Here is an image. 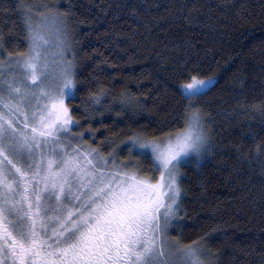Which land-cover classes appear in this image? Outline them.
<instances>
[{
  "label": "trees",
  "instance_id": "1",
  "mask_svg": "<svg viewBox=\"0 0 264 264\" xmlns=\"http://www.w3.org/2000/svg\"><path fill=\"white\" fill-rule=\"evenodd\" d=\"M27 9L64 20L72 147L144 175L151 163L126 142L181 130L182 84L216 80L195 101L211 150L182 166L170 238L199 241L205 264H264V0H0V64L28 51Z\"/></svg>",
  "mask_w": 264,
  "mask_h": 264
},
{
  "label": "snow or ice",
  "instance_id": "2",
  "mask_svg": "<svg viewBox=\"0 0 264 264\" xmlns=\"http://www.w3.org/2000/svg\"><path fill=\"white\" fill-rule=\"evenodd\" d=\"M44 20L38 30L31 9L24 12L29 54L9 61L23 87L14 77L5 90L0 66V253L12 264H205L199 241L182 247L167 230L179 208L178 169L207 145L195 101L211 80L192 75L182 84L190 103L181 130L153 138L133 134L126 142L129 155L151 163L153 176L144 177L138 164L72 147L71 127L78 122L65 101L76 98V84L64 20ZM33 101V126L24 131L29 116L21 129L20 107L31 110Z\"/></svg>",
  "mask_w": 264,
  "mask_h": 264
},
{
  "label": "rangeland",
  "instance_id": "3",
  "mask_svg": "<svg viewBox=\"0 0 264 264\" xmlns=\"http://www.w3.org/2000/svg\"><path fill=\"white\" fill-rule=\"evenodd\" d=\"M45 17L48 18V21H51L54 17H57V16L51 15V14L47 15V14H41V13H39V14H37V15H35V16L32 17L31 23H32L33 27L36 28V29H38V30H42L43 29V25L45 24V20H44ZM65 32H66V30H65ZM66 44H67V47H68V51L65 53L66 59L68 61H70L71 64H72V63H74V53H73L74 51H73V48L71 47L70 41H68L67 35H66ZM28 54H29V48H28V51L25 54L20 55V56H17L15 58H9L4 63L0 64V66H3V68H4V72H3V83H4L5 90H7V84L8 83H11L14 77H15V79L17 81L16 86L23 87V85L21 83H19L22 78L19 76L18 72L16 71L15 64L13 63V64L10 65L9 64V61H16L18 59L25 58V57H27ZM71 71L74 73V77H73L74 78V82H75V84H77L76 83V70H75V66L73 64H72ZM208 80H211V84L208 86V88H209L210 86H212L215 83L216 80L215 79H208ZM5 99H7V96H5ZM10 103L13 106H15V102L14 101H10ZM65 103H66V106L69 108V106H68V100H66ZM33 111H36V109H35V102L34 101H33V107H32L31 110H28V109L24 108L23 106L20 107L19 121L21 122L20 123L21 129H23V121L25 119V115L29 116V121H28L29 128L28 129H23L24 131H29L30 128L33 126L32 125V122H31V119H30L31 112H33ZM69 115L71 116V110H70V108H69ZM71 118L74 121V119H73L72 116H71ZM204 124H205V131H206L207 137H208V139H207V145H206V147H205V149L202 152V154H201L200 157H198V158L197 157H190V158H188L185 162L182 163L181 167L178 169V184H179L180 189H181V174H182L181 169H182V166L184 164L190 163L192 161H200V160H202L208 154V152L211 150V144H212L211 143V136H210V132H209V129H208V126H207L205 120H204ZM73 127H74V125L71 127V130L73 129ZM64 139L67 140V137H64ZM72 145H74L73 141H72ZM73 148H79L81 150V152H83L85 154L91 151V149L83 148V147H73ZM69 151H71V150H69ZM9 158L12 159L11 156ZM0 159H2V157H0ZM20 166L21 165L18 163L17 164V167H20ZM29 175H31V174L29 173ZM142 175L144 177H151L149 175H144V174H142ZM158 179H159V173H157V176L154 177V180L152 182H155ZM40 187L43 188V184L42 183L40 184ZM74 191H75V189H74ZM30 192H31V186H29V193ZM181 195H182V193L180 192V197L178 199V204H179ZM0 203H2V200H0ZM161 211H163V209H161ZM176 218H177V211L175 212V217L171 219L170 225H169L168 230H167L168 231V239L171 240V241H173V239L170 238V233H171V230H172V228H173V226H174V224L176 222ZM2 258H4V260H5V257L3 256V254L0 253V259H2Z\"/></svg>",
  "mask_w": 264,
  "mask_h": 264
},
{
  "label": "flooded vegetation",
  "instance_id": "4",
  "mask_svg": "<svg viewBox=\"0 0 264 264\" xmlns=\"http://www.w3.org/2000/svg\"><path fill=\"white\" fill-rule=\"evenodd\" d=\"M0 262H2V264H12L10 258H5V260H4V258H2V259H0Z\"/></svg>",
  "mask_w": 264,
  "mask_h": 264
}]
</instances>
